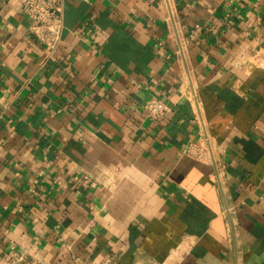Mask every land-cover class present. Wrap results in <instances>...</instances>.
<instances>
[{
	"label": "crops",
	"instance_id": "obj_1",
	"mask_svg": "<svg viewBox=\"0 0 264 264\" xmlns=\"http://www.w3.org/2000/svg\"><path fill=\"white\" fill-rule=\"evenodd\" d=\"M62 22L50 47L0 0V264H264V0H64ZM195 112L215 160L186 154Z\"/></svg>",
	"mask_w": 264,
	"mask_h": 264
},
{
	"label": "built area",
	"instance_id": "obj_2",
	"mask_svg": "<svg viewBox=\"0 0 264 264\" xmlns=\"http://www.w3.org/2000/svg\"><path fill=\"white\" fill-rule=\"evenodd\" d=\"M22 13L30 21V30L37 37L50 47L55 46L61 35L63 27L62 9L64 0H18ZM188 101L195 102L193 91L187 90L185 93ZM145 114L152 120L166 115L171 106L156 95H151L143 104ZM194 120L199 125L198 136L188 143L186 154L200 160H215L218 150L211 144V136L205 129L201 115L194 114ZM91 185L93 180L88 179Z\"/></svg>",
	"mask_w": 264,
	"mask_h": 264
}]
</instances>
